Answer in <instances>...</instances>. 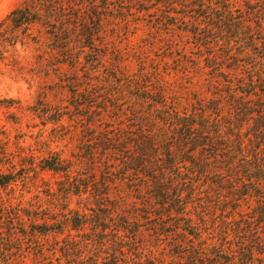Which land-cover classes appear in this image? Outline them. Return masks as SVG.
<instances>
[{"label": "trees", "instance_id": "trees-1", "mask_svg": "<svg viewBox=\"0 0 264 264\" xmlns=\"http://www.w3.org/2000/svg\"><path fill=\"white\" fill-rule=\"evenodd\" d=\"M110 1L27 0L7 17L10 39L40 27V49L68 67L65 103L40 116L78 143L71 159L21 158L18 171L0 173V264L23 240L37 246L40 264H262L264 1L124 0L152 14L154 33L178 16L192 36L194 70L213 72L216 85L187 99L154 61L135 74L117 66L118 54L106 65ZM224 70L230 78L215 76ZM38 170L59 177L56 192L48 183L46 191L64 202L40 224L2 197ZM117 182L126 196L112 193ZM71 196L83 210L68 208ZM25 217L34 220L26 226Z\"/></svg>", "mask_w": 264, "mask_h": 264}, {"label": "rangeland", "instance_id": "rangeland-1", "mask_svg": "<svg viewBox=\"0 0 264 264\" xmlns=\"http://www.w3.org/2000/svg\"><path fill=\"white\" fill-rule=\"evenodd\" d=\"M26 1L0 0V173L18 171V160L21 158H25L24 162L27 163L28 157H33L36 164L53 153L71 159L77 152L78 142L75 137H57L51 132L52 124L46 123L43 126V118L40 116L42 107L65 103L68 93L60 79L69 73L68 67L57 66L51 54L40 49V34L44 33L40 27L34 26L26 32H20L15 41L10 39L11 29L7 17ZM253 1L259 6L264 0ZM110 3L111 11L105 14V37L103 35L108 44L106 65L113 63V57L118 54L115 57L117 66L123 72L135 74L141 61H154L151 67L159 71L157 73L161 75L162 82L173 94L178 93L185 99L192 92L199 91V86L213 90L216 85L213 72L200 76L194 70L192 61L198 52L192 36L184 30L185 26L178 20V16L169 19L174 25L164 26L162 32L156 34L146 26L152 14L137 13L143 6L133 4L127 8L124 0H111ZM84 9L82 7L81 10ZM116 17L126 21L113 20ZM135 24L138 27L135 28ZM176 71L179 77L175 76ZM215 76L224 80L230 78L225 70L215 73ZM8 159L14 168L6 164ZM57 180L59 177L46 171L30 172L24 182L19 181L3 191L2 197L12 204L8 209L35 215L36 223L40 224V218L47 214L46 211L55 212L64 203L63 200H53L46 191L48 183L50 191L56 192ZM122 185L117 182L112 193L117 191L116 194L126 196L127 191ZM78 202L77 197L71 196L67 200L68 208L83 210L82 204ZM25 219L26 226L34 220ZM50 243L51 238L47 241V244ZM22 244L21 252L16 249L11 251L7 263L40 264L37 246L31 240H23ZM260 262L264 264V257Z\"/></svg>", "mask_w": 264, "mask_h": 264}]
</instances>
